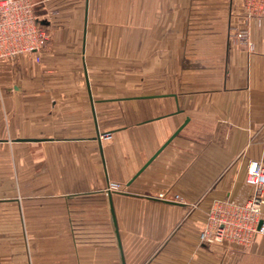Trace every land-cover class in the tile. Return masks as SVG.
<instances>
[{
  "label": "crops",
  "instance_id": "1",
  "mask_svg": "<svg viewBox=\"0 0 264 264\" xmlns=\"http://www.w3.org/2000/svg\"><path fill=\"white\" fill-rule=\"evenodd\" d=\"M31 1L45 49L0 57V264H264V235L200 240L264 166V23L249 52L237 0Z\"/></svg>",
  "mask_w": 264,
  "mask_h": 264
},
{
  "label": "built area",
  "instance_id": "2",
  "mask_svg": "<svg viewBox=\"0 0 264 264\" xmlns=\"http://www.w3.org/2000/svg\"><path fill=\"white\" fill-rule=\"evenodd\" d=\"M236 16L246 21L245 27H233L238 44L253 52L251 23H264V0H237ZM48 34L34 13L31 0H0V55L14 57L22 53H42ZM37 60L40 56L37 55ZM110 135H106L109 139ZM246 183L251 196L243 203L231 199L215 201L207 213V223L200 233L203 244H228L250 248L257 235H264V166L251 162ZM117 187V186H115Z\"/></svg>",
  "mask_w": 264,
  "mask_h": 264
},
{
  "label": "rangeland",
  "instance_id": "3",
  "mask_svg": "<svg viewBox=\"0 0 264 264\" xmlns=\"http://www.w3.org/2000/svg\"><path fill=\"white\" fill-rule=\"evenodd\" d=\"M233 13V12H232ZM49 36V35H48ZM0 57L2 59H4L5 57H2L0 55ZM1 83V82H0ZM11 147V144H5V143H0V180L3 181L5 180L7 176V174L9 173V170L8 168L6 167V163H7V156L5 154V150L7 148H10ZM206 223H207V220H206Z\"/></svg>",
  "mask_w": 264,
  "mask_h": 264
},
{
  "label": "water",
  "instance_id": "4",
  "mask_svg": "<svg viewBox=\"0 0 264 264\" xmlns=\"http://www.w3.org/2000/svg\"><path fill=\"white\" fill-rule=\"evenodd\" d=\"M183 127V126H182ZM182 128H180L179 130H178V132H176L175 134H174V136L167 142V144L163 147V148H161L156 154H155V156L152 158V160H150V162L145 166V167H147L152 161H153V159L154 158H156L157 156H158V154H160V152L171 142V140L180 132V130H181Z\"/></svg>",
  "mask_w": 264,
  "mask_h": 264
}]
</instances>
